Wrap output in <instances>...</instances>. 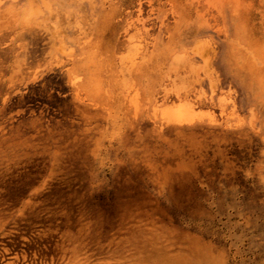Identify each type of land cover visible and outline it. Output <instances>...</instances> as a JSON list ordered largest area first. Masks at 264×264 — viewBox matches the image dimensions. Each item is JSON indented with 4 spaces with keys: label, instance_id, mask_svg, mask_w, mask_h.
Instances as JSON below:
<instances>
[{
    "label": "rangeland",
    "instance_id": "obj_1",
    "mask_svg": "<svg viewBox=\"0 0 264 264\" xmlns=\"http://www.w3.org/2000/svg\"><path fill=\"white\" fill-rule=\"evenodd\" d=\"M0 264H264V0H0Z\"/></svg>",
    "mask_w": 264,
    "mask_h": 264
}]
</instances>
